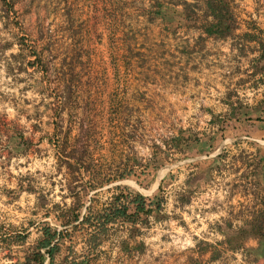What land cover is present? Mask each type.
I'll use <instances>...</instances> for the list:
<instances>
[{"label":"rangeland","instance_id":"obj_1","mask_svg":"<svg viewBox=\"0 0 264 264\" xmlns=\"http://www.w3.org/2000/svg\"><path fill=\"white\" fill-rule=\"evenodd\" d=\"M33 1L34 33L25 14L27 0H0V18L5 17L0 34V236H22L29 230L22 247L11 246L0 238V264H12L11 258L14 264L24 262L25 256L32 258L40 232L47 227L62 237L54 264H177L179 257L198 242L219 248L220 258L213 264H264V256L250 262L245 255L243 261L235 254L237 246L226 245L223 221L230 215L231 230L236 232L262 208L264 139L261 144L243 139L239 148H233L239 126L236 128L232 120H211L210 131L204 132L203 127L198 128V120L171 118L164 112H159L161 116L150 115L145 108L159 109L157 103L129 104L122 90L107 98L104 109L97 108L91 93L86 95L77 89L80 84H96L104 77L101 72L96 75L92 65L97 67L98 60L90 62V49L81 44V30L82 35L92 30L91 19L86 25L87 17L83 15H91L90 7L96 0ZM171 1L180 6L183 15H192L201 7L184 0H163L169 4ZM176 11L167 5L164 17L170 18ZM170 25L166 21L144 24L120 16L115 30L119 38L141 33L144 40L150 26L156 27L154 32H169ZM91 40L92 48L97 46L96 34ZM106 51L112 52L111 47ZM18 54L19 62L13 57ZM81 56H85L84 64ZM66 71L71 75L70 88L62 94L66 101L60 103V84L67 85L63 75ZM113 80L122 83V77ZM251 89L259 88L244 89L242 107L262 94ZM135 98L139 100L138 93ZM12 128L22 136L26 151H11L9 157L6 134ZM81 132L89 133L84 138V142L89 138V148L79 158L84 143L75 141ZM179 137L182 141L190 138L191 143L185 147ZM180 143L185 152L177 150ZM75 148V158H66ZM257 149L260 161L255 157ZM184 153L185 157L180 158ZM216 153L222 159L218 165L202 158ZM187 159L196 162V167L177 166ZM179 173L204 177L191 186L192 198L184 221H178L166 206L173 177ZM259 173L263 176L260 183ZM137 195L145 198L144 207L146 204L151 210L152 205L155 213L117 218L103 225L104 214H108L105 210L117 208L115 199L123 207L128 206L130 196ZM77 199L82 204L79 216L88 217L89 224L63 227ZM156 214L165 221L157 222ZM131 238L144 245L146 262H141L137 254L129 258L125 242ZM30 264H36L33 258Z\"/></svg>","mask_w":264,"mask_h":264},{"label":"crops","instance_id":"obj_2","mask_svg":"<svg viewBox=\"0 0 264 264\" xmlns=\"http://www.w3.org/2000/svg\"><path fill=\"white\" fill-rule=\"evenodd\" d=\"M32 1L27 0L25 14L30 19L31 30L34 33L36 17L35 3ZM184 1L188 4H200L201 7L188 16L180 14V6L174 1L170 4L169 1L163 2V0H96L93 2L90 7L91 15H83L87 17L84 24L87 25L88 19H91L92 30L83 35L81 30V44L82 47L90 49V62L98 60L97 67L92 65L93 69H96V75L101 72L104 77L102 80L97 79L96 84H80L77 87L78 91L86 95L91 93L95 97L96 107L103 108L112 93L122 90L125 101L129 104L157 103L160 106L159 109L157 106L145 108L150 115L154 113V115L161 116L159 112H164L168 113V116L170 114L171 118L198 120L201 125L198 128L203 127L204 132L210 131L211 120H232L236 128L239 126L238 137L233 138L232 141L234 142L233 148L235 146L239 148L242 144L240 140L243 139L261 144L264 139V10L263 6L257 3L262 0H232L231 3L229 2V9L234 4L232 14L227 17H221L217 12L210 10L207 0L206 2L203 0ZM167 5L172 10H177V14L170 18L164 17ZM120 16L130 21L135 19L144 24L166 21L171 24L168 27L170 31L165 32L157 26L161 32L159 30L154 32L156 27L150 26L144 40L141 33L119 38L120 34L115 30V25ZM4 18H0V34L3 30ZM219 19L222 25L219 28L220 32L215 33L212 30ZM95 34L98 43L92 48L91 37ZM107 37L111 40L107 39L108 44ZM110 47L112 52L106 51L110 50ZM13 57L19 62L20 54ZM82 59H85V56H81L80 60ZM107 59L113 64L111 65ZM33 64V62H28L27 65ZM17 71L20 69L18 68ZM6 73L8 74L9 71L7 70ZM63 75H65L67 85L60 84L62 88L61 96H59L60 103L66 101L62 94L70 88L68 86L70 73L66 71ZM82 76L92 79L91 75L83 74ZM119 77H122V83H114L113 78ZM248 86L258 87V91L262 94L253 98L248 106L242 107L241 94ZM137 93L139 100L135 98ZM238 102L239 109L236 108ZM141 112L144 113V110ZM179 138L182 141V138ZM178 147L179 153L186 151L181 143ZM224 151L227 152V149ZM184 157L185 153L180 158ZM202 158L210 159V165H218L222 161L218 153ZM236 162L239 164L238 159ZM184 164L194 167L197 165L193 160L187 159L179 161L177 166ZM203 178L196 173H179L178 176L173 177L174 184L171 186L166 206L172 214L179 218L178 221H184V215L188 216L185 209L190 207L191 186H196L199 181H203ZM139 195L145 196L140 192ZM129 199L131 200L127 203V213H133L135 203L131 201L134 198L130 196ZM142 201L147 200L142 198ZM115 204L117 206L115 208L118 209L119 200ZM144 208H147L146 204ZM152 208L153 206L150 205V213H155ZM176 216L167 219H176ZM229 218L231 219V216L227 214V218H223L224 223L233 225V221ZM155 220L159 222L164 219L158 218L156 214ZM28 233L29 230H25L22 236L8 233L0 238L1 241H7L11 246L22 247L28 240ZM21 237L25 239L22 241ZM42 239L43 230L40 232L37 244ZM137 241L133 238L129 239L125 242V250L129 252L130 259L137 256L140 257L141 262H146L143 255L144 245L138 244ZM256 246L257 240L249 238L245 241L243 248L238 247L234 251L244 261L246 260L244 250ZM219 252V248L198 242L193 250L179 257L177 264H213L220 258ZM133 254L137 255L134 257ZM9 260H12L14 264L15 261L12 258ZM19 261L18 264L23 263ZM47 262V257L44 255L43 264Z\"/></svg>","mask_w":264,"mask_h":264},{"label":"trees","instance_id":"obj_3","mask_svg":"<svg viewBox=\"0 0 264 264\" xmlns=\"http://www.w3.org/2000/svg\"><path fill=\"white\" fill-rule=\"evenodd\" d=\"M207 6L210 10L213 12H217L219 16L221 17H227L229 16V0H207ZM222 22V21H221ZM217 23L214 30H212L215 33H219L220 26L222 23ZM214 27V26H213ZM12 132H8L6 134V140L8 143V155L9 157L12 155L11 151H19L22 150L23 152L26 151V148L24 147V142L22 136H18L16 129L12 128ZM89 132V131H88ZM89 133L83 134L81 132V136L77 138V141L75 142H83L84 144H81L79 153L80 156H83L88 153V142L89 138L86 139V142H84V138L88 136ZM20 137V138H19ZM176 142H179V140H175ZM185 144V147H187L191 140L190 138H185L182 141ZM11 149V150H10ZM63 149V147H62ZM61 149V151H63ZM78 150L73 149L70 151L66 158L72 157L75 158L76 153ZM258 161H260V153L259 151L256 153V156ZM80 160V159H79ZM259 178V183L262 182L263 176L262 173L257 174ZM93 190V188H91ZM78 198V197H77ZM115 201H118L115 199ZM135 203L134 212L132 215H128V207L123 206L118 209L112 207L109 209H106L105 211L108 214H104V224L106 225L113 221L115 218H128L133 219L134 217L139 216L140 214H150V210L144 208V204L142 201V197L137 195L134 197V200L131 201ZM130 203V202H129ZM262 208L260 211L253 216V218L246 222L241 228H239L236 232H232L231 230V224L225 223L226 231L225 232V243L227 246L234 248V246H237L239 248H243L244 243L247 239L253 238L257 240V246L255 248H246L244 250L245 255L247 256L248 260L250 262H256L258 259L264 256V200L261 202ZM82 208V204H80V200L77 199L75 205L69 209V212H71L70 219H68L65 222H62L63 227L66 225H71L74 223L78 224H89V218L88 217H80L79 212ZM61 234L58 231H53L51 228L47 227L43 230V239L37 244L33 255L34 262L36 264H43L44 263V255L47 257V264H54V256L59 251V243L62 240ZM22 241L25 239V237H21ZM43 250L44 254L41 252ZM31 257H26L25 261L22 264H30L32 261Z\"/></svg>","mask_w":264,"mask_h":264},{"label":"built area","instance_id":"obj_4","mask_svg":"<svg viewBox=\"0 0 264 264\" xmlns=\"http://www.w3.org/2000/svg\"><path fill=\"white\" fill-rule=\"evenodd\" d=\"M239 3H240V1H239ZM257 4H259L260 6H263L262 9L264 10V0H262L261 2H259V3H257ZM258 90H259V89H257V90L251 89V91H252L253 93H255V92L258 91ZM42 253H44L43 250H42Z\"/></svg>","mask_w":264,"mask_h":264}]
</instances>
